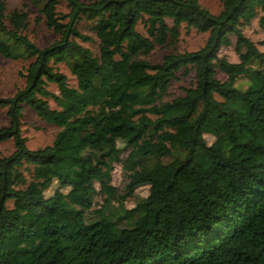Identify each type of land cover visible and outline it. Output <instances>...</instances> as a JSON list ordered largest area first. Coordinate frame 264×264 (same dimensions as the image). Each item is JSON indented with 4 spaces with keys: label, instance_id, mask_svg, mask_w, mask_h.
<instances>
[{
    "label": "trees",
    "instance_id": "1",
    "mask_svg": "<svg viewBox=\"0 0 264 264\" xmlns=\"http://www.w3.org/2000/svg\"><path fill=\"white\" fill-rule=\"evenodd\" d=\"M26 1L59 39L38 48L28 15L0 0V57L29 62L24 88L0 97V144L14 147L0 158V264H264V52L243 32L254 20L264 31V0H220L218 14L199 0ZM182 26L205 44L151 63ZM232 45L238 62L219 57ZM179 73L194 82L165 101ZM25 106L59 129L51 145L27 148ZM142 187L147 196L127 209Z\"/></svg>",
    "mask_w": 264,
    "mask_h": 264
},
{
    "label": "rangeland",
    "instance_id": "2",
    "mask_svg": "<svg viewBox=\"0 0 264 264\" xmlns=\"http://www.w3.org/2000/svg\"><path fill=\"white\" fill-rule=\"evenodd\" d=\"M84 3H88L92 0H80ZM8 12L17 10L20 12H25L28 15V28L26 35L28 39L33 42L38 48L44 49L50 44L54 43L59 39V36L49 29L44 20H42L39 12L33 6L30 5L26 0H6ZM202 7L209 10L212 14H218L221 11L220 0H199ZM57 11L62 14H67L69 10L65 4L58 6ZM67 19L64 20V23ZM81 33L91 38L90 42L82 43L84 47L89 49L95 56L98 55V40L96 36L91 32V30L86 26L85 23H81L78 26ZM138 31L142 34L144 30L139 26ZM244 35L250 39L259 51L264 52V31L259 26V23L254 20L248 27L244 28ZM208 35L199 34L194 30H188L184 26L180 29V35L178 40L171 45L165 47H156L149 61L153 64H159L165 55L174 53H184L193 52L200 49L206 42ZM219 57L226 58L229 62H238V56L235 53L234 46L221 48L219 51ZM29 62L22 60H11L0 57V97H11L18 90L23 89L25 86V79L21 76L24 74L25 68L28 66ZM57 69L67 77L68 84L71 87L76 86V81L73 75L70 73L68 68L59 64ZM177 78L172 81L171 86L168 90V94L165 97V101H171L177 97L184 95V89L189 88L193 82V73L188 76H183L181 73L177 74ZM217 78L220 80H225L226 77L220 71L217 70ZM48 91L57 94V88L54 85H48ZM49 105L51 108H56V104L53 100L49 99ZM8 118L6 116V110L0 109V127L8 126ZM22 136L26 139V146L30 150H37L44 148L52 144L59 129L53 125L47 124L45 121L40 119L32 110L27 106L23 110V120L21 126ZM207 144H211L214 141L213 137H204ZM14 150L13 142L7 141L0 144V158L9 156ZM127 152H123L120 156V160L123 161L127 157ZM28 179V178H27ZM126 183V175L121 164H114L112 171V185L115 187L120 194ZM59 190L58 184L53 183V185L45 192V196L48 197L54 192ZM66 192V190H63ZM89 191L86 189L83 191V197H86ZM148 194V187H142L135 191V198H130L124 202V206L127 209H131L135 200L138 197H146ZM104 197L100 194H95L93 196V210L100 209L103 204ZM113 206L116 204L113 203Z\"/></svg>",
    "mask_w": 264,
    "mask_h": 264
}]
</instances>
